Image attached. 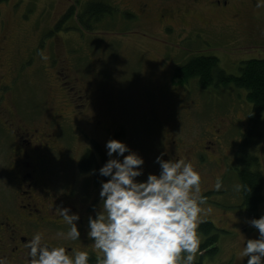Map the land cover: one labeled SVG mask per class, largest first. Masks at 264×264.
<instances>
[{
	"label": "rangeland",
	"instance_id": "rangeland-1",
	"mask_svg": "<svg viewBox=\"0 0 264 264\" xmlns=\"http://www.w3.org/2000/svg\"><path fill=\"white\" fill-rule=\"evenodd\" d=\"M78 1L0 0V186H13L6 179L13 176L12 163L18 155L12 145L18 139L11 141L6 127L9 118H19L12 122L14 133L42 143L32 151L34 155L37 152L38 160L50 155L44 146H54L51 161L41 162L46 163L43 173L57 192L87 180L86 189L95 196L100 189L95 192L91 175L76 171L77 149L93 140L105 149L111 132L121 128V141L145 160L144 175L138 179H146L149 172L158 173L155 158L162 152H166L164 159L186 157L201 172L202 189H207L204 207H240V191L235 190L240 183L235 168L238 163L225 159L221 165L212 163L211 152L218 144L210 145L208 139H219L230 151L237 150L251 108L246 91L202 90L195 82L181 83L173 74L195 54L214 55L219 66L234 75L239 74L242 61L264 59V8H256L250 0H232L237 12L222 18L210 16L212 9L202 6L198 12L207 22L199 27L188 18V27L182 29L174 23V33L166 34L165 26L158 22L142 17L136 20L135 15L126 19L119 10L85 29L79 25L78 13L88 0ZM105 1L122 9L138 7V0ZM72 7L74 15L56 28ZM41 53L48 60L42 59ZM74 95L84 100L83 109L77 106L79 98L71 101ZM93 100L104 107L97 103L89 107ZM94 113L100 115L97 118L102 125L98 127L93 125ZM256 139L251 147L263 175L259 206L263 214L264 112L262 133ZM198 150L204 152L202 160ZM217 175L226 186L221 191L208 187ZM204 237L201 234L202 241ZM222 245L219 240L217 252H207L203 258L212 257L209 264H227L222 261L226 249Z\"/></svg>",
	"mask_w": 264,
	"mask_h": 264
},
{
	"label": "clouds",
	"instance_id": "clouds-1",
	"mask_svg": "<svg viewBox=\"0 0 264 264\" xmlns=\"http://www.w3.org/2000/svg\"><path fill=\"white\" fill-rule=\"evenodd\" d=\"M264 8V0H255ZM41 58L48 56L41 53ZM108 159L98 169L101 177L99 208L87 218L89 247L95 252V264H197L201 249L200 224L211 212L205 208L201 172L186 157L164 159L156 156L159 171L144 175L145 160L124 141L109 138L105 142ZM93 169L89 175L95 173ZM221 191L226 186L220 175L208 186ZM236 191L251 192L243 183ZM57 214L68 225L58 233L70 241L81 240L80 214L69 207L58 206ZM246 223L257 230L255 238L242 241L238 256L246 264H264V214ZM25 264H91L89 251L53 245L44 233L34 232L23 242ZM0 264H11L6 254Z\"/></svg>",
	"mask_w": 264,
	"mask_h": 264
},
{
	"label": "flooded vegetation",
	"instance_id": "flooded-vegetation-1",
	"mask_svg": "<svg viewBox=\"0 0 264 264\" xmlns=\"http://www.w3.org/2000/svg\"><path fill=\"white\" fill-rule=\"evenodd\" d=\"M94 1V0H93ZM105 0H99L102 2ZM165 1V2H164ZM232 0H138V7L136 8H119L121 12H131L132 15L136 16V20L139 17L145 21H156L160 25L165 26V33H174V23H179L182 29L185 26L187 19H193V21L198 22L200 27L201 22H207L203 20L198 11H202V6L205 8L212 9L210 16H221L228 17L233 13L237 12L236 7L232 4ZM255 2V0H250ZM200 24V25H199ZM183 34V33H182ZM178 33V36H182ZM188 38V35H186ZM200 55V54H199ZM1 47H0V57ZM194 80H190L192 82ZM72 87V86H71ZM73 94L74 91H71ZM81 101L77 106L83 109L84 100ZM74 99H71L73 101ZM78 100V101H79ZM97 103L99 107H104L101 101L93 100L88 104L90 107L92 104ZM75 105V106H76ZM85 107V106H84ZM105 111V108H103ZM103 111V112H104ZM95 117L94 126L98 127L101 123L99 122L95 113L92 115ZM19 118H14L8 120L11 122L7 130L9 131V139L17 138L18 140L13 143V148L16 150L14 152L18 155L12 163V169L10 173H13L12 177L7 178L6 181L13 182L12 185H8L5 188L3 185L0 186V255L6 254L11 264H25L24 255L25 249L23 247V242L25 239L30 238L31 235L36 231H41L44 233L45 240L51 242L53 245H64L68 248H78L81 250L89 251L90 257L95 261V252L89 247L90 241L87 238V218L88 216L95 215L94 208L98 210L97 203H99V191L96 192L95 196H91L92 191L86 189L88 181H82L74 188V183H71L66 189H62L59 192L52 189L51 183L48 180V176L43 173L44 166L46 163H42V160L51 161L52 153L51 150L54 146L48 145L44 146L46 154L44 159L38 160L36 151L38 146H43L41 142H33L29 136L28 138L23 136H18L14 133L12 122H17ZM88 121L91 117H88ZM3 126L5 124L2 123ZM102 125V124H101ZM10 129V130H9ZM21 138V139H20ZM91 144H84L77 149V157L75 161L76 171L80 174H89L93 169L96 170L95 173L91 174V182L98 187L100 180L107 177H101L99 175L98 169L101 165V155H106V150L95 143L93 140ZM209 144L212 145L216 142V150L211 152L210 161L216 165L223 164V160H236L237 153L236 150L233 151L228 147L226 142H222L219 139H208ZM16 145V148L14 147ZM202 146V145H201ZM203 147V146H202ZM208 146L205 145V149ZM201 150H198V152ZM89 153L91 157H94L96 161L86 172H81L79 169V161L82 157ZM204 152H200V160L203 159ZM200 162V161H199ZM230 162H226L225 166L229 167ZM35 165L36 168H35ZM102 166V165H101ZM236 171H237V167ZM224 175V174H223ZM222 175V176H223ZM11 188V189H10ZM12 189H16L13 192ZM212 191V190H211ZM58 206L69 207L72 212H78L80 214V221L78 222V227L81 231V240L70 241L64 238V236L58 235V233H66L68 230V225H66L62 218L58 216L56 208ZM210 206V207H209ZM241 207V208H240ZM240 207H231L228 205L221 204V208L213 207L212 205L205 206V208H211V212L204 216L203 221H209L213 226V230L210 233V241H212L210 246L203 249V255L208 251L212 254L211 250L213 247H217V242L221 240L222 249H225L222 261L227 264H246L247 257L243 260L239 258L238 253L242 245V241L245 238H255L258 235L257 230L249 226L246 221L253 218L254 215H249L248 212L240 205ZM257 218L262 215L260 208L256 211ZM264 214V213H263ZM225 234L224 237L219 239V236ZM205 236V235H204ZM208 240V237L205 236ZM226 245V246H225ZM202 256L198 257L197 264H209L210 259Z\"/></svg>",
	"mask_w": 264,
	"mask_h": 264
},
{
	"label": "trees",
	"instance_id": "trees-1",
	"mask_svg": "<svg viewBox=\"0 0 264 264\" xmlns=\"http://www.w3.org/2000/svg\"><path fill=\"white\" fill-rule=\"evenodd\" d=\"M76 2H79L76 0ZM119 10L116 5H112L107 1L99 2V0H88L83 8L78 13V20L85 29H92L93 23L98 22L104 17H113ZM121 12V11H120ZM126 19H132L131 12H121ZM74 15V8H70L68 12L63 15L55 25L56 28L64 25ZM69 18V19H68ZM78 25V26H79ZM77 26V27H78ZM72 27V26H69ZM75 27V28H77ZM81 27V26H79ZM239 74L234 75L227 73L219 66L218 58L211 54H195L191 55L189 59L180 65L179 69L173 75L181 78V83L189 84L190 80L202 90L210 87L219 90L234 88L246 91V100L251 104L250 111L247 116V123L245 132L240 136V142L236 150L237 153V171L240 183L251 188V192L240 191L241 206L257 218L256 211L263 201V175L259 169V157L253 153L252 145L256 143V138H259L262 133L263 112H264V59L253 58L242 61L239 67ZM69 98V95H67ZM75 101H78L75 95ZM22 117V116H21ZM110 138H117L122 140L123 130L121 128L115 129L111 132ZM101 165L108 159L107 156L101 155ZM96 161L89 153H86L79 161V169L81 172H86ZM100 163L99 166L101 167ZM107 178H103L106 180ZM96 190L100 189V182L97 184ZM213 226L209 221H203L200 224L199 232L208 237L201 243V249L210 246V233ZM217 247H213L212 254L216 253ZM209 252V251H208ZM91 258V257H90ZM91 264L95 261L91 258Z\"/></svg>",
	"mask_w": 264,
	"mask_h": 264
},
{
	"label": "crops",
	"instance_id": "crops-1",
	"mask_svg": "<svg viewBox=\"0 0 264 264\" xmlns=\"http://www.w3.org/2000/svg\"><path fill=\"white\" fill-rule=\"evenodd\" d=\"M241 197V196H240ZM240 205H241V202H240Z\"/></svg>",
	"mask_w": 264,
	"mask_h": 264
}]
</instances>
